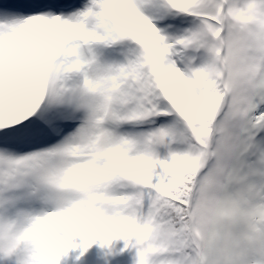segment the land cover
I'll use <instances>...</instances> for the list:
<instances>
[{
  "label": "snow or ice",
  "instance_id": "snow-or-ice-1",
  "mask_svg": "<svg viewBox=\"0 0 264 264\" xmlns=\"http://www.w3.org/2000/svg\"><path fill=\"white\" fill-rule=\"evenodd\" d=\"M117 239L264 264V0H0V264Z\"/></svg>",
  "mask_w": 264,
  "mask_h": 264
},
{
  "label": "rangeland",
  "instance_id": "rangeland-1",
  "mask_svg": "<svg viewBox=\"0 0 264 264\" xmlns=\"http://www.w3.org/2000/svg\"><path fill=\"white\" fill-rule=\"evenodd\" d=\"M77 245L82 242L77 238ZM123 239L114 240L111 245L97 241L86 251L82 247L70 249L62 258L61 264H137V248L125 247Z\"/></svg>",
  "mask_w": 264,
  "mask_h": 264
}]
</instances>
